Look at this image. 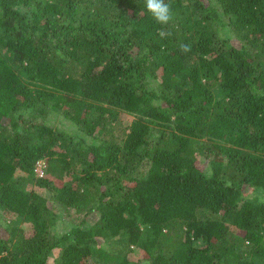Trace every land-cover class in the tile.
I'll list each match as a JSON object with an SVG mask.
<instances>
[{
    "label": "trees",
    "instance_id": "obj_1",
    "mask_svg": "<svg viewBox=\"0 0 264 264\" xmlns=\"http://www.w3.org/2000/svg\"><path fill=\"white\" fill-rule=\"evenodd\" d=\"M165 3L0 0V264H264V0Z\"/></svg>",
    "mask_w": 264,
    "mask_h": 264
},
{
    "label": "clouds",
    "instance_id": "obj_2",
    "mask_svg": "<svg viewBox=\"0 0 264 264\" xmlns=\"http://www.w3.org/2000/svg\"><path fill=\"white\" fill-rule=\"evenodd\" d=\"M145 7L158 24H167L172 18L170 6L165 0H145ZM160 35L165 36L168 33L161 31ZM181 48L184 52L189 50L187 45H182Z\"/></svg>",
    "mask_w": 264,
    "mask_h": 264
},
{
    "label": "built area",
    "instance_id": "obj_3",
    "mask_svg": "<svg viewBox=\"0 0 264 264\" xmlns=\"http://www.w3.org/2000/svg\"><path fill=\"white\" fill-rule=\"evenodd\" d=\"M43 165H44V161L43 160H38L37 161V166H36V172L38 173V175H41L43 173Z\"/></svg>",
    "mask_w": 264,
    "mask_h": 264
},
{
    "label": "rangeland",
    "instance_id": "obj_4",
    "mask_svg": "<svg viewBox=\"0 0 264 264\" xmlns=\"http://www.w3.org/2000/svg\"><path fill=\"white\" fill-rule=\"evenodd\" d=\"M127 118H129V117H127ZM21 226H24L25 227V224L24 223H22L21 222V224H20ZM56 254H53L50 258H53V256H55Z\"/></svg>",
    "mask_w": 264,
    "mask_h": 264
}]
</instances>
